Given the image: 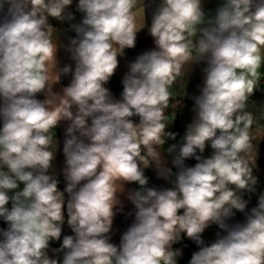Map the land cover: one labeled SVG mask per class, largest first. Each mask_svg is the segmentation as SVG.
I'll return each mask as SVG.
<instances>
[{
	"label": "clouds",
	"instance_id": "obj_1",
	"mask_svg": "<svg viewBox=\"0 0 264 264\" xmlns=\"http://www.w3.org/2000/svg\"><path fill=\"white\" fill-rule=\"evenodd\" d=\"M207 3L0 0V264H181L185 240L186 264H264V0ZM144 30L154 46L117 97L107 85ZM118 214L131 222L115 243Z\"/></svg>",
	"mask_w": 264,
	"mask_h": 264
},
{
	"label": "crops",
	"instance_id": "obj_2",
	"mask_svg": "<svg viewBox=\"0 0 264 264\" xmlns=\"http://www.w3.org/2000/svg\"><path fill=\"white\" fill-rule=\"evenodd\" d=\"M216 2H217V0H208L206 7L213 8V7H215ZM79 19H80L79 14H77V21ZM53 23L57 24L56 21H53ZM63 27L67 30V35H69V36L74 35V33L70 29H68L67 24L63 25ZM61 39L63 40L64 43H67V40L64 39L63 37H61ZM153 46L154 45H153L152 39L147 34L146 30H144L138 34L136 48L126 50V55L124 58H121L120 67L117 70L116 75L114 76L119 81L120 85H121V83H120L121 77L124 74V72L127 70L126 69L127 62L133 60L135 58V56L138 55L141 51L147 50ZM59 57L61 59L62 64L63 63H71V61H69L67 59V54L64 53L62 50L59 54ZM69 79H70V77L63 78V83L67 84L69 82ZM201 83H202V74H201L200 68L197 67L193 71V73L190 77L189 84H188L189 96L198 94L197 86ZM107 86L113 91L114 95H116L117 97L119 96L120 91L114 87L112 81ZM59 87H60V85L56 86L57 90L59 89ZM121 88H122V85H121ZM257 98H264V97H261L260 93H257ZM184 104H185V107L177 112L176 120H175L174 124L171 126V130H173V131H174V125L177 123L179 125V127L184 132L186 124L189 123L191 120V116H192V112H191L192 101H191V99H189L188 97H185L184 98ZM63 128H64V125L62 124L61 127L57 129V138L61 141V145H62V140H63ZM210 151H211L210 148L207 149L205 155H209ZM257 165H258V168L254 172V174L258 177V181H259V183L257 185V189H258V191H264V143H262L260 146V154H259V157L257 160ZM54 166L57 170V173H59L60 169L63 166L62 152H58L57 159L54 162ZM146 174L149 175V177H150V183H155L157 185H163L164 184L163 181H157L155 179V175L151 170H148ZM61 179H63L62 176H61ZM60 187H61V189H63L64 185L60 186ZM245 198L247 199L248 197L246 196ZM256 202H257V196L255 194H252L251 195V201L249 204V208L254 206L256 204ZM131 207H132L131 204L128 203L127 201H125V211L130 210ZM235 219L236 220H242L243 214L237 213ZM130 222H131V218L126 219L123 215H120V214L117 215L116 219L114 220V226H113V242H115V243L119 242L120 234L126 229V227L128 226V224ZM216 231H218L216 226H212L210 229L206 230V232L204 233V239L206 241L210 242L211 240H213L215 238V232ZM64 234H71L70 229L67 227V225H65V227H64ZM193 246L195 248L194 244H193ZM53 247H58V244L53 243ZM195 250H196V248H195ZM188 258H190V255L184 257L181 261V264H186V261Z\"/></svg>",
	"mask_w": 264,
	"mask_h": 264
},
{
	"label": "trees",
	"instance_id": "obj_3",
	"mask_svg": "<svg viewBox=\"0 0 264 264\" xmlns=\"http://www.w3.org/2000/svg\"><path fill=\"white\" fill-rule=\"evenodd\" d=\"M174 131H178L181 135L183 134V130L179 127V125L177 123L174 125ZM187 163L194 164L195 161L191 160V161H188ZM63 185H64L63 184V179H61L60 186H63ZM0 226H4L2 224V222H0ZM184 243L188 245V247L185 249V256L184 257H186V256H189L191 254V252L195 250V248H194L193 244L190 241L185 240ZM177 247H179V245H177Z\"/></svg>",
	"mask_w": 264,
	"mask_h": 264
},
{
	"label": "water",
	"instance_id": "obj_4",
	"mask_svg": "<svg viewBox=\"0 0 264 264\" xmlns=\"http://www.w3.org/2000/svg\"><path fill=\"white\" fill-rule=\"evenodd\" d=\"M111 81H112L114 87H115L117 90H119V91L122 90L121 85L119 84V81H118L115 77H113Z\"/></svg>",
	"mask_w": 264,
	"mask_h": 264
}]
</instances>
